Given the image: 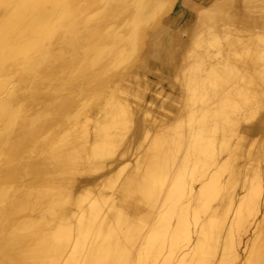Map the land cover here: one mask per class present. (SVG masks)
<instances>
[{
  "label": "bare ground",
  "instance_id": "1",
  "mask_svg": "<svg viewBox=\"0 0 264 264\" xmlns=\"http://www.w3.org/2000/svg\"><path fill=\"white\" fill-rule=\"evenodd\" d=\"M11 96L0 264H264V0H0Z\"/></svg>",
  "mask_w": 264,
  "mask_h": 264
},
{
  "label": "rangeland",
  "instance_id": "2",
  "mask_svg": "<svg viewBox=\"0 0 264 264\" xmlns=\"http://www.w3.org/2000/svg\"><path fill=\"white\" fill-rule=\"evenodd\" d=\"M183 22V20L181 19L180 21L178 20L176 22V24L174 25V27H178L181 23ZM162 32H159L157 34H159V38H161L164 43L166 44L168 42V38L170 37V32L171 30H169L168 28L162 27L161 28ZM156 34V33H154ZM153 36V33H151V37ZM167 45V44H166ZM16 102V98L11 96L9 98V100L7 101V103L4 105V108L0 111V117L4 120V123L2 125V130L4 129L5 131H7L8 129H10V127L13 124L14 118L10 115L14 105ZM72 108L69 109V111ZM74 110V108H73ZM67 120V116H61L55 119V121L47 128L43 131L42 136L40 138L39 143L40 145L42 144V142L44 140L47 139V137H50L52 131L54 128H56L55 132L51 135L53 136V142L55 145L58 144L59 140L61 139L62 134L65 132L64 129H61L63 126V123H65ZM65 121V122H63ZM38 143H31L26 145L18 154H16V156L14 157L13 163L11 166H9L8 170H5L3 175L0 174V183L3 185L4 190H6L8 187V189H10V192H13V190H20L24 184H26L27 182L32 180V176L39 171V167H41V165L43 164V162H37L36 158L38 157V155L36 154H32L30 151L32 149H40V145H37ZM40 152L45 154V149H43L42 151L40 150ZM44 156V155H43ZM28 157L31 158V161L28 160ZM26 161V164L24 165L22 163L23 160ZM16 183L19 186H9V184L12 183ZM47 195L48 197L45 198L43 201H40L37 206L35 207L36 209L39 208H48L51 207L53 205V202L57 201V196L55 194V192H51V191H47ZM26 213H22V214H17L14 215L15 218H20V217H24L26 216ZM259 231H263L264 230V222H260L259 225ZM257 232V230L255 231L256 234H259L260 232ZM253 230H251L250 233H252Z\"/></svg>",
  "mask_w": 264,
  "mask_h": 264
}]
</instances>
